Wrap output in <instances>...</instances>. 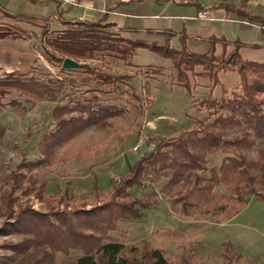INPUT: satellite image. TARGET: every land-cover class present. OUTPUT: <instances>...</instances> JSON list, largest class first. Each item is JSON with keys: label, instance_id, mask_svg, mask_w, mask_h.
Wrapping results in <instances>:
<instances>
[{"label": "rangeland", "instance_id": "1", "mask_svg": "<svg viewBox=\"0 0 264 264\" xmlns=\"http://www.w3.org/2000/svg\"><path fill=\"white\" fill-rule=\"evenodd\" d=\"M62 0H12L14 8L21 14L12 20V28L19 39H29L34 42L35 59L31 69L22 73L23 79L35 77L51 86L63 81L56 92V99H49V92H40L36 86L29 93H20L12 89L0 93V128L4 129L0 135V228L6 221H12L4 210L2 198L13 188L18 174H27L35 179L46 180L48 191L46 196L56 192V186L62 187V193L68 190L71 198L84 193L75 188L69 179L83 176L98 167L93 178L97 180L99 188L112 186V182H120L123 175L128 173L129 162L133 163L144 153L153 151L160 140L178 136L184 130H191L201 126L208 120L209 110L199 103L205 97L219 98L231 94L238 86L239 76L236 72L221 71L219 80L213 85V79L199 74L202 66L196 67L197 74H191V90L176 84L175 72L170 60L163 58L158 52L140 47L132 58L131 64L121 60H114L97 53L94 58L79 61L91 68L121 76L116 82L102 83L95 73L86 68L80 71L64 72L63 62H58L50 52L60 54L52 45L48 44V36L55 35L70 25H63L61 29H50L58 25L60 18H78V10H83L84 4L63 3L61 14L57 13L56 5L51 2ZM96 11H102L103 0H91ZM111 2L115 0H109ZM120 2L124 7H113L106 15V19H127L126 13L178 14L175 10L163 8L152 9L148 2ZM107 10H105L106 12ZM122 11V16L118 13ZM63 15V16H62ZM144 16L135 20H146L160 23L164 19ZM101 18V17H100ZM99 19V18H98ZM96 19V20H98ZM83 20V19H81ZM110 22V21H109ZM195 22V21H194ZM46 24V25H45ZM0 28H7L1 25ZM49 28V29H48ZM195 28V26H193ZM46 36H42V31ZM107 32L114 36H123L115 26L107 27ZM176 40L172 45L176 44ZM190 49V48H189ZM233 49L228 47V52ZM191 50V49H190ZM221 50V46H220ZM248 47L242 51L243 57L264 61V53L253 51ZM49 51V53H48ZM194 52V51H193ZM264 52V51H263ZM228 54V53H227ZM226 54V55H227ZM67 57V56H66ZM71 57V56H70ZM74 58V57H73ZM153 65L154 68L147 67ZM159 73H155V72ZM0 73V79L6 77ZM140 75V81L134 87V78ZM19 75V74H18ZM137 80L135 81L136 84ZM62 86V87H61ZM40 88V89H39ZM40 92V93H39ZM97 97L99 101L121 108L120 114L108 118L109 124L100 127L91 125L81 131L72 140L56 146L48 160L42 161L30 168H21L23 161L37 162L44 158L41 141L46 133H50L56 121L52 116V109L58 103H67L71 97ZM137 96V97H136ZM194 99V101H193ZM141 148L136 151L137 144ZM153 144V146L151 145ZM153 147V148H150ZM84 150L82 155L67 158L75 150ZM251 157L257 156L255 148L241 151ZM224 152L217 150L208 155L209 166H218ZM66 155V157H65ZM90 171V172H89ZM94 174V173H93ZM28 178V177H27ZM38 181V182H39ZM165 176L157 177L150 172L140 187H133L130 192L134 197L151 201L150 208L143 209L140 219H129L119 222L118 228L110 230L113 240L126 244L128 249L132 245L141 248L144 242L150 246L160 248L168 260V264H264V201L250 195L248 202L241 210L220 221L211 215L197 214L182 215L179 209L172 207L171 198L163 191ZM22 187L13 190L14 210L24 206H31L35 210L51 212L53 208H64L58 200L49 201L37 198L33 192L23 193L29 183L27 179L20 180ZM71 182V181H70ZM218 194L230 195V190L224 185L217 186ZM68 198V197H67ZM106 199L102 193L100 201ZM83 203V200L79 201ZM94 204L91 198L87 201ZM3 206V207H2ZM22 236L17 234L0 233V258L13 254L9 244L19 241ZM231 242L234 248L223 245ZM74 254L75 251H72ZM242 253V255H239ZM130 255L129 251L126 252ZM140 255V254H139ZM15 264V263H11ZM49 264H68L62 253L55 255V260Z\"/></svg>", "mask_w": 264, "mask_h": 264}, {"label": "trees", "instance_id": "2", "mask_svg": "<svg viewBox=\"0 0 264 264\" xmlns=\"http://www.w3.org/2000/svg\"><path fill=\"white\" fill-rule=\"evenodd\" d=\"M246 3L247 0H242L237 7L238 13L241 17L260 22L264 34V16L252 14ZM105 17L103 15L98 20H66L64 25L70 27L47 38L48 44L60 52L58 55L50 52L52 57L58 62H62L66 56L81 61L94 58L99 53L131 64L137 49L146 47L171 61L176 84L188 90H191L190 77L191 74H197V66L203 67L199 74L213 79V85L218 82L221 71L232 70L239 76L238 86L230 95L202 99L199 104L209 110L208 120L198 128L184 130L176 137L160 140L153 151L144 153L133 163L129 162L128 173L122 176L120 182L113 181L108 190H104L108 187L99 188L95 182L92 193H84L79 197L71 198L67 189L62 193L61 186L56 194L46 196V180L39 181L34 176L18 174L14 179V189L2 198L4 210L13 219L5 222L0 233H14L22 238L9 244L13 254L0 258V264H49L55 260L57 253H62L68 264H168L160 248L144 242L141 248L132 245L128 249L125 243L113 240L109 233L117 229L121 221L140 219L143 209L151 207V201L134 197L130 189L142 186L148 174L153 171L156 178L166 177L162 189L171 198L172 207L179 209L185 216L200 213L214 216L220 221L237 214L248 202L250 195L264 201V61L243 57L241 48L245 42H229L216 35L208 38L210 47L204 53L189 49L186 34H180L181 46L173 47L170 39L174 33L171 31L166 32L167 40L163 44L114 36L107 32V27L115 24ZM230 44L233 49L228 52ZM252 45L264 48V41ZM81 67H87L86 70L95 73L104 84L122 78L87 64H81ZM147 67L154 68L153 65ZM21 75L12 72L1 78L0 93L6 94L16 89L20 93L29 94L34 93L32 89L39 86L40 92H49V99H56L57 89L63 83L60 81L54 87L35 77L23 79ZM120 112L121 108L103 103L95 96L71 97L67 103H58L52 109L56 123L41 141L44 158L35 163L23 161L19 166L30 168L32 164H40L46 158L48 160L56 146L72 140L91 125L102 127L109 124L108 118ZM3 131L0 128L1 134ZM251 148L256 149V157L241 152ZM217 150L224 152V156L218 166L210 167L208 155ZM83 153L82 149L75 150L65 157L67 159ZM23 178L29 182L23 193L33 192L41 200H58L64 208L42 212L31 206H21L15 211L13 190L22 187L20 180ZM220 184H224L231 194H218L216 188ZM102 193L106 199L97 204ZM90 198L96 203L87 206ZM81 199L83 203L79 202ZM223 245L234 248L231 242ZM72 251L75 253L72 254ZM127 251L131 254L127 255Z\"/></svg>", "mask_w": 264, "mask_h": 264}, {"label": "crops", "instance_id": "3", "mask_svg": "<svg viewBox=\"0 0 264 264\" xmlns=\"http://www.w3.org/2000/svg\"><path fill=\"white\" fill-rule=\"evenodd\" d=\"M128 1L140 2L142 0H115L113 2L103 0V9L107 10L106 12L105 10L103 11V15L115 14V12H109L110 9L113 7H124L123 4L119 5V3ZM57 2L58 3L52 1L51 4L56 5V7H58L57 13L61 14L60 10L63 8L64 4L61 1ZM79 2L81 3V0H79ZM241 2L242 0H151L147 5H150L152 9L163 8V10L166 9V11L173 9L178 14H146L148 18L155 17L158 19H164V21H161L160 23L149 22L145 19L135 20L146 15L131 13H126L127 16L125 17H127V19L113 18L107 21L114 22L115 28L120 30L122 35L134 40L139 39L149 43L163 44L167 40L166 32L171 31L174 33V36L170 39L171 45L174 40H176V44H178L172 45L173 47H180V34H186L187 46L194 52L204 53L208 51L210 47L208 38L211 35H216L226 38L229 42H245L246 45L244 44L241 48V53L245 48L250 47L254 49L253 51L263 54L264 48L252 45L262 44L264 41V34L260 22L257 23V21H251L241 17L237 11V7ZM83 4L85 5V9L77 11V14L79 13L80 17L60 18L58 25H55L54 28H49L61 29L66 20H96L100 17L102 18V11L98 9L96 11L93 8L95 6L92 5L93 3L91 0L83 1ZM246 4L247 9L252 14L264 16V0H247ZM14 7L12 0H0V27L1 25L7 26V28H0V73H6L5 76L12 72L23 73L24 71L31 69L34 65L33 62L35 59L36 50L34 49V42L29 39H19L16 32L9 29L16 25L12 18L15 19L23 14L17 11ZM206 8L210 10V13H208V15H203L202 11ZM116 14L122 16L123 12L119 11ZM193 26H195V28H193ZM44 31L45 30L42 31V36L45 37L46 33H44ZM232 46L233 45L230 44V47ZM76 69L77 71L81 70V68ZM64 72L71 73L68 69H64ZM137 78L138 79H136V77L134 78V87L137 86V83L141 79L139 74ZM136 80L137 82L135 84ZM97 169L98 167H95L93 172L89 171L90 173L78 176L75 179L70 178V185L81 189L82 192L92 191L95 182H97V180L93 178L97 173ZM59 187V185L56 186V192L54 194L59 191Z\"/></svg>", "mask_w": 264, "mask_h": 264}, {"label": "water", "instance_id": "4", "mask_svg": "<svg viewBox=\"0 0 264 264\" xmlns=\"http://www.w3.org/2000/svg\"><path fill=\"white\" fill-rule=\"evenodd\" d=\"M62 62V67L64 69H74L81 66V63L78 60L70 56L65 57Z\"/></svg>", "mask_w": 264, "mask_h": 264}, {"label": "built area", "instance_id": "5", "mask_svg": "<svg viewBox=\"0 0 264 264\" xmlns=\"http://www.w3.org/2000/svg\"><path fill=\"white\" fill-rule=\"evenodd\" d=\"M62 3H70V4H79L80 2H79V0H62L61 1ZM203 13V15H208V13H210V10L208 9V8H206V9H204L203 11H202ZM152 146H153V144H151ZM141 148V144L140 143H138L137 144V146L134 148L136 151H138L139 149ZM150 148H153V147H151L150 146Z\"/></svg>", "mask_w": 264, "mask_h": 264}]
</instances>
